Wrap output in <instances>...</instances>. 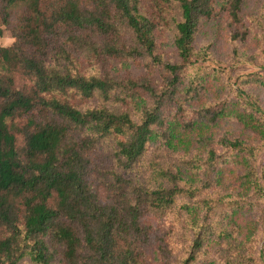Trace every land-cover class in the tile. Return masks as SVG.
I'll return each mask as SVG.
<instances>
[{"label": "trees", "instance_id": "1", "mask_svg": "<svg viewBox=\"0 0 264 264\" xmlns=\"http://www.w3.org/2000/svg\"><path fill=\"white\" fill-rule=\"evenodd\" d=\"M242 2L230 0L225 8L233 22L239 21ZM217 4L180 0L173 40L178 58L173 63L158 60L167 73L165 83H145L143 95L125 91L109 75L82 73L66 47L77 41L89 53L95 48L87 39L97 35L109 55L157 60L156 23L139 13L132 0H0V37L3 26L14 37L10 46L0 45V264L24 259L54 264L55 246L66 264H148L143 218L171 208L179 194L194 197L197 191L200 199L183 205L192 238L188 255L182 254L176 264H192L204 244L233 237V215L221 209L229 195L218 192L214 198L215 191L204 189L227 162L241 165L245 189H260L245 141L225 138L221 144L228 156L210 149L204 160L181 163L186 171L201 174L197 182L185 179L178 168L158 169L172 184L168 186L161 181L150 187L137 176L150 143L160 140L170 148L177 137L178 119L162 115L163 106L200 94L193 79L202 81L209 73L196 71L187 77L183 71L197 60L193 41L199 21L211 18ZM243 82L264 88V76L257 73ZM93 96L105 102L130 100L133 112L117 113L104 105L81 108L76 102V97ZM234 99L206 105L202 118L235 119L264 140V119ZM18 135L24 139L21 149ZM110 149L111 165L98 173ZM214 207L218 210L212 211Z\"/></svg>", "mask_w": 264, "mask_h": 264}, {"label": "rangeland", "instance_id": "2", "mask_svg": "<svg viewBox=\"0 0 264 264\" xmlns=\"http://www.w3.org/2000/svg\"><path fill=\"white\" fill-rule=\"evenodd\" d=\"M132 2L137 5L139 13L156 23L157 60L154 61L151 56L109 55L104 49V39L96 37L97 35H89L88 39L87 35L84 37L94 44L95 49H91L89 53L85 49L86 44L82 45L77 41L68 42L66 47L82 73L109 75L120 82L125 91L144 95L145 83L160 82L162 86L165 83L167 73L158 60L173 63L178 58L173 40L175 23L181 18L180 0ZM217 2L215 14L211 18L201 19L198 23L193 41L197 60L183 71V76L187 77L196 71L200 75L204 71L209 73L202 81L193 79L192 86L201 87L200 94L193 99L188 96L187 99L177 100L181 107L174 102L163 106L162 115L170 114L178 119L174 125L177 137L170 148L160 140L150 143L141 165L137 168V176L150 187L160 185L161 181L163 186H168L172 184L163 178L158 169L175 171L178 168L185 179L197 182L200 171L196 170L199 174L194 175L181 167V163L193 158L204 160L210 149L215 150L217 155L228 156L230 151L224 152L226 149L223 150L221 144V140L225 138L245 141L252 151L249 156L250 167L253 168L252 177L259 182L260 189L251 191L241 185L243 169L239 163L227 162L228 164L220 166L210 187L204 190L210 193L215 191L214 198L218 192L229 195L224 198L221 209H226L233 215L234 221L230 224L233 237L226 242V236H221L222 242L204 244L192 264H264V140L235 119L222 118L212 122L202 118L206 105H219L235 100L236 97L246 109L254 110L256 115L264 119V88L251 87V84L243 82L251 73L264 76V0H243L238 22H233L225 10L230 0ZM224 5L226 6L223 8ZM125 36L130 42L128 32ZM13 41L11 31L3 26L0 45L10 46ZM191 93L193 91L187 94ZM76 100L81 108L104 105L117 113L125 110L133 112L134 107L130 100L105 102L98 96L88 100L76 97ZM172 119L171 116L166 118L165 126ZM157 128L164 131V126ZM17 145L19 149L23 147L22 135H18ZM110 152L111 149L106 152L107 161L100 165L98 173L107 169V164L111 165ZM106 176L108 175L105 174L104 178ZM183 183L180 182L179 187ZM197 193L194 197L181 193L171 208L161 213L147 214L143 218L149 236L145 247L148 264H176L181 260L182 254L184 257L188 255L192 231L184 223L183 205L199 200L201 194L199 191ZM213 204L218 207V200H214ZM217 207L212 208V211L218 210ZM214 230V237L218 238V232ZM55 248L57 252L54 264H66L61 260V249L56 246ZM20 264L32 263L24 259Z\"/></svg>", "mask_w": 264, "mask_h": 264}]
</instances>
